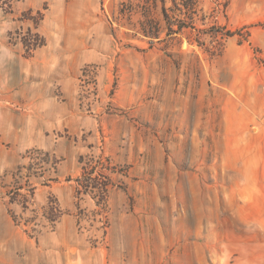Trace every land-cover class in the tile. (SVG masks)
<instances>
[{"label":"rangeland","instance_id":"rangeland-1","mask_svg":"<svg viewBox=\"0 0 264 264\" xmlns=\"http://www.w3.org/2000/svg\"><path fill=\"white\" fill-rule=\"evenodd\" d=\"M162 4L0 0V264H264L234 149L264 0L172 35Z\"/></svg>","mask_w":264,"mask_h":264},{"label":"crops","instance_id":"crops-1","mask_svg":"<svg viewBox=\"0 0 264 264\" xmlns=\"http://www.w3.org/2000/svg\"><path fill=\"white\" fill-rule=\"evenodd\" d=\"M255 82L259 84L258 80ZM255 93L261 101L257 103L256 99L247 103L251 119L249 123V119L247 120L248 125L242 126V137L238 136L237 141L235 139L237 143L234 149L235 151L243 149L235 156V163L237 167L242 168L240 174L246 175L241 178L248 179V203L250 206L253 205L254 212H257L256 219H252L251 215L248 216L249 223L264 227V82ZM252 119L253 123H251ZM250 210L252 211V207Z\"/></svg>","mask_w":264,"mask_h":264},{"label":"trees","instance_id":"trees-1","mask_svg":"<svg viewBox=\"0 0 264 264\" xmlns=\"http://www.w3.org/2000/svg\"><path fill=\"white\" fill-rule=\"evenodd\" d=\"M172 5L170 7H166L164 4L161 5L160 12H162L163 21L165 23V32L167 35L177 34L185 32L187 28H194V18L193 15L196 14V12H201V8L199 5V0H171ZM148 1H145V4L147 5ZM163 2V0H162ZM146 5H141V12H151V8H148ZM225 7H227V4H224ZM168 12H177V16L181 17L178 20H176L175 28H173V25L169 22V14ZM183 12L184 16H180ZM179 14V15H178ZM156 31L160 30V24L157 23L156 26H154ZM232 32H227V35H232ZM145 36H149L148 34L144 33ZM154 37H158V35H155ZM42 41V40H41ZM197 43L199 40H196ZM23 43L25 45V49L30 52L31 49L30 45L27 41V39H23ZM43 43H38L35 46L41 45Z\"/></svg>","mask_w":264,"mask_h":264}]
</instances>
